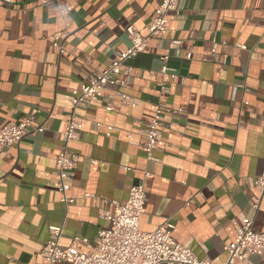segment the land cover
<instances>
[{
    "label": "crops",
    "instance_id": "0c3cea01",
    "mask_svg": "<svg viewBox=\"0 0 264 264\" xmlns=\"http://www.w3.org/2000/svg\"><path fill=\"white\" fill-rule=\"evenodd\" d=\"M57 1L0 4V128L36 111L31 132L0 155V264H47L52 226L63 228L62 247L80 236L88 245L77 251L88 253L111 226L103 216L112 203L139 184L141 231L170 224L174 240L198 259L224 264L241 218L264 233V191L252 181L264 171V0H180L167 35L127 62L125 86H108L83 110L86 122L69 146L77 167L68 207L53 173L72 92L130 47V26L146 32L160 0H69V19ZM64 32L66 52L58 54L53 38ZM173 39L179 44L166 65L178 78L167 83L158 72ZM117 93L138 104L124 106ZM159 103L177 118L148 160L142 130Z\"/></svg>",
    "mask_w": 264,
    "mask_h": 264
},
{
    "label": "built area",
    "instance_id": "2783aa9c",
    "mask_svg": "<svg viewBox=\"0 0 264 264\" xmlns=\"http://www.w3.org/2000/svg\"><path fill=\"white\" fill-rule=\"evenodd\" d=\"M13 0H0V4H11ZM180 0H160L156 14L147 26L146 32L130 26L127 35L130 47L117 55V58L105 69L94 72L89 81L75 89L69 99L71 109L67 116V123L62 133V150L56 155V168L53 173L55 189L61 195V202L70 206L74 199L69 197L71 191L70 173L77 167V157L70 152L69 146L78 139L86 118L83 110L89 105L99 102L98 95L108 86L124 87L122 75H129L131 67L127 62L145 53L149 49L151 40L162 39L168 33L169 14L178 10ZM57 8L64 19H69L73 7L69 0H58ZM63 34L55 35L53 48L58 54L66 52L62 41ZM179 44L178 40H170L163 50L161 59L164 66L158 72L167 78V83L175 82L178 75L167 67L171 51ZM155 74V73H154ZM167 83L158 84L161 95L168 92ZM126 107H135L138 102L124 93H117ZM112 111V106L106 107ZM36 111L20 122H9L0 128V155L8 148L18 145L31 132ZM177 111H171L163 103L154 106V116L145 123L142 135L145 139L144 150L148 160H153V152L162 142V134L175 126ZM113 131L108 128L107 135ZM135 135L128 134L132 139ZM253 184L264 191V171L253 179ZM146 192L143 184L130 189L125 202H113V212H106L104 219L110 222L107 230L100 231L96 245L88 253H80V244L88 245L86 238L76 236L68 247L61 246L63 236L62 226L49 228V239L45 243L42 256L47 264H215L210 259H198L190 247L177 243L172 235L173 226L166 224L152 232L140 230V219L145 213ZM258 203L253 204L257 208ZM228 257L224 264H235L236 261L248 263L252 256L264 258V233L255 232L252 221L241 218L236 227V237L227 248Z\"/></svg>",
    "mask_w": 264,
    "mask_h": 264
}]
</instances>
